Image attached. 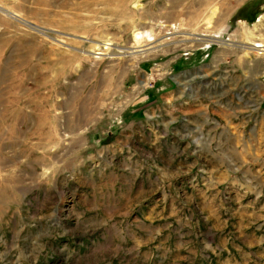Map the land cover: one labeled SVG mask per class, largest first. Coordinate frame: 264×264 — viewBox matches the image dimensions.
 Returning a JSON list of instances; mask_svg holds the SVG:
<instances>
[{
  "label": "rangeland",
  "instance_id": "rangeland-1",
  "mask_svg": "<svg viewBox=\"0 0 264 264\" xmlns=\"http://www.w3.org/2000/svg\"><path fill=\"white\" fill-rule=\"evenodd\" d=\"M253 43L264 0H0V264H264Z\"/></svg>",
  "mask_w": 264,
  "mask_h": 264
},
{
  "label": "bare ground",
  "instance_id": "bare-ground-1",
  "mask_svg": "<svg viewBox=\"0 0 264 264\" xmlns=\"http://www.w3.org/2000/svg\"><path fill=\"white\" fill-rule=\"evenodd\" d=\"M18 21H22V20H19L18 18H16ZM24 24H26L27 26H30L31 28H33V29H35V30H40L43 34H45V32L41 29V28H38V27H34V25H30L29 23H27V22H24V21H22ZM37 28V29H36ZM193 36V35H192ZM137 35L135 36V40H137ZM186 37H191V34H189V35H187ZM140 38V37H139ZM193 38V37H192ZM218 38V36L216 37V36H207V35H202L201 37H200V40H205V41H216V42H218L219 44H224L223 43V41H221V40H219V39H217ZM184 40V39H183ZM245 47V49H250V50H254V51H256L257 53H262V54H264V45L262 44H245L244 45ZM150 48V47H149ZM146 49H148V48H139V49H134V50H130L129 52H127V53H130V54H132L133 52L134 53H137V52H141V51H144V50H146ZM149 50V49H148ZM101 53V52H100ZM100 53H97V54H100ZM125 54V53H124Z\"/></svg>",
  "mask_w": 264,
  "mask_h": 264
},
{
  "label": "trees",
  "instance_id": "trees-1",
  "mask_svg": "<svg viewBox=\"0 0 264 264\" xmlns=\"http://www.w3.org/2000/svg\"><path fill=\"white\" fill-rule=\"evenodd\" d=\"M240 11H241L240 13H242L243 12V9H241ZM240 16H242L243 18H245V20H247L248 22H252L255 19V16L254 15H252V16L240 15Z\"/></svg>",
  "mask_w": 264,
  "mask_h": 264
},
{
  "label": "crops",
  "instance_id": "crops-1",
  "mask_svg": "<svg viewBox=\"0 0 264 264\" xmlns=\"http://www.w3.org/2000/svg\"><path fill=\"white\" fill-rule=\"evenodd\" d=\"M148 92H149V93H147L146 95H152V93H153V91H148ZM146 95H145V96H146ZM145 96H144V97H145ZM145 98H146V97H145ZM152 98H153V95H152Z\"/></svg>",
  "mask_w": 264,
  "mask_h": 264
}]
</instances>
